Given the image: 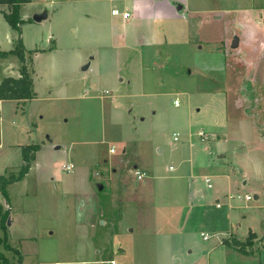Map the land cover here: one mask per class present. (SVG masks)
I'll return each mask as SVG.
<instances>
[{
    "label": "rangeland",
    "instance_id": "374dc122",
    "mask_svg": "<svg viewBox=\"0 0 264 264\" xmlns=\"http://www.w3.org/2000/svg\"><path fill=\"white\" fill-rule=\"evenodd\" d=\"M146 1L143 20L125 27L110 7L132 12L133 0L20 8L38 96L0 105V176L17 177L22 151L38 146L3 196L19 220L14 232L33 234L27 264H123L122 245L129 263L172 253L175 264H207L219 240L235 238L247 252L215 247L212 263L264 264V0ZM156 17L165 21L148 20ZM16 37L0 16V49L12 50ZM89 57L92 70L81 73ZM20 66L0 58V82Z\"/></svg>",
    "mask_w": 264,
    "mask_h": 264
},
{
    "label": "trees",
    "instance_id": "16d2710c",
    "mask_svg": "<svg viewBox=\"0 0 264 264\" xmlns=\"http://www.w3.org/2000/svg\"><path fill=\"white\" fill-rule=\"evenodd\" d=\"M31 0H0V8H5V10L0 9V14L2 15L4 21L8 24L11 30L17 33V37L14 41V46L12 50L0 51V58H6L10 55L15 56L21 63L19 68V77H7L0 82V101H16L18 104H24L26 101H30L35 98L36 94L33 90V80L31 78V72L28 71L27 62V51L23 45L21 26L26 23V21L20 18V8L21 6L30 3ZM29 57H32L34 52H30ZM32 62V60H31ZM37 150V145L28 146L26 150L22 151V157L25 164L21 167L17 177L10 176L5 178L0 176V193L5 198L7 197L5 187L8 183L19 181L26 174L29 168V155L28 151ZM8 217L7 211H2V206L0 205V227L3 228ZM6 234L3 237L0 236V246H3L5 250H10L6 243ZM223 244L228 245V240L224 239ZM240 252L246 253L244 245L234 241L232 243ZM22 258L19 256L16 263H10L8 259L0 252V264H21Z\"/></svg>",
    "mask_w": 264,
    "mask_h": 264
},
{
    "label": "crops",
    "instance_id": "0c3cea01",
    "mask_svg": "<svg viewBox=\"0 0 264 264\" xmlns=\"http://www.w3.org/2000/svg\"><path fill=\"white\" fill-rule=\"evenodd\" d=\"M125 2V1H124ZM142 3H147V4H149L148 3V1H143V0H133V2H132V5H131V11L132 12H130L129 10H128V8L127 7H124L122 10H126V11H128L129 13H130V15H131V17H130V19L133 21V22H141L142 20H143V18H141V17H139V13L141 12V10L143 11V9L144 8H149L148 7V5H146L145 6V4H142ZM96 6H97V4H96ZM145 6V7H144ZM183 6V5H182ZM113 7H116V6H111L110 7V10L113 8ZM138 8L140 9V11L138 10ZM0 9H3V10H5V8H0ZM172 9V8H171ZM182 9V8H181ZM21 11V10H20ZM174 13H175V15H174V18H177V17H180L179 15H178V11H177V9H175L174 10ZM0 16H2L1 14H0ZM110 16H111V14H110ZM112 17V16H111ZM3 18V17H2ZM112 18H114V17H112ZM21 19L22 20H27L26 18H23L22 16H21ZM116 19V20H115ZM112 22L113 23H116L117 21H119L120 19L119 18H115ZM129 19V20H130ZM144 19H146V18H144ZM129 20H127V21H129ZM149 21L151 20H153L154 22H156V21H158V22H160L161 21V23L163 22V21H165L164 19H162V18H153V19H148ZM156 20V21H155ZM127 21H122V20H120V24H121V26L122 27H125L127 24H128V22ZM21 31H22V26H21ZM22 35H23V45H24V47H25V50L27 51V49H26V46H25V44H24V34H23V31H22ZM141 43H144L143 41H140ZM150 44H152V43H148L147 45H150ZM55 48V47H54ZM52 50V49H51ZM0 51H3V50H1L0 49ZM33 52H34V54H36L34 57H35V59H37L41 54H39V53H37V49H35V50H33ZM33 59V58H32ZM33 61V60H32ZM93 63H94V59H93V57H89V58H85V59H83V61L82 62H80V66H79V68H80V72L81 73H86V72H88V71H91L92 70V67H93ZM84 67H86V69L84 70L83 68ZM17 70V69H16ZM34 69H32V72H31V78H32V80H33V90H34V92H35V94H36V96H35V98L34 99H36V97L38 96V92H37V89H36V80H35V77H34ZM19 77V71L17 72V75H16V77L15 78H18ZM78 79H81V78H79L78 77ZM87 92V91H86ZM81 97H84L85 96V94H81L80 95ZM86 97V96H85ZM34 99H32V100H34ZM31 100V101H32ZM5 102H7V101H0V105H4V103ZM9 102H14V103H16L17 104V102L16 101H9ZM19 105V104H18ZM177 106V105H176ZM34 132H35V130H34ZM200 141V140H199ZM202 143V142H201ZM43 147H45L44 145H43ZM41 148V147H40ZM41 149H39L38 151H40ZM110 153V152H109ZM111 154V153H110ZM67 166V165H66ZM134 168H136V166H134ZM0 197L1 198H3V203H1L0 202V205L2 206V211L4 212V211H7L8 212V217H9V222H8V224L6 225V228H5V231L3 230V232H2V236L4 235V233L7 235V245L9 246V248H10V250H4L3 251V254L7 257V255H6V253H8V252H10V251H12V252H14V253H16L18 256H20L21 258H22V261H21V264H27V260H28V258L30 257V256H32L31 255V253L33 252L34 253V250H35V248H28V247H26V245H27V242H29V240L30 239H32V236H33V234L32 233H30L29 232V229L27 230V228L24 230L25 231V233H23V234H18V232H14V230H17V229H19V220H18V218L17 217H15L14 216V214H12V215H10L9 214V211H10V208H8V201H6L5 200V198L3 197V195H1L0 194ZM5 202V203H4ZM146 209V208H145ZM103 212H105V210H102L101 209V212L100 213H103ZM130 212H132V211H130ZM11 213V212H10ZM106 213H107V210H106ZM101 223H104L105 224V221H103V222H101ZM83 225H87V226H89V227H92V223L91 222H87V223H85V224H83ZM120 226V225H119ZM142 227H140V229H138V227L137 228H133L132 229V227H130L129 228V232H133V230H144V231H146V230H148V231H150L151 232V230H150V225L149 226H147V227H145L144 229H141ZM121 229V228H120ZM119 229V230H120ZM123 229V228H122ZM21 230V229H20ZM124 231V230H123ZM127 231V230H126ZM49 234H51V233H49ZM233 237V236H232ZM235 238V237H234ZM224 239H222V240H219L218 242H217V244H215V247H216V249H218V247L220 248V247H226V249H227V251H230V250H232V251H236L237 250V248L235 247V246H233V242L234 241H237L236 240V238L235 239H232V240H228V245H225V244H223L222 243V241H223ZM242 242V241H241ZM23 246H24V250H23ZM121 246V245H120ZM215 247L214 248H211L210 249V251L211 252H209L208 254H207V264H214V263H212V261H211V258H210V255L215 251L214 249H215ZM219 250V249H218ZM246 250V252H247V248L245 249ZM2 251V250H1ZM120 251H121V253H122V255H123V264H135V263H129L130 262V257H129V255L128 254H126V250L123 248V245H122V248L120 249ZM262 251H264V243H263V249H262ZM37 253V252H36ZM36 253H34L33 255H35ZM100 253V252H99ZM260 255V257L259 258H261V254H259ZM158 256H159V258H158V260H156L155 262H156V264H175V263H172V260H174V254H172V253H170V254H168V255H166V256H161L160 255V253H158ZM203 258L202 257H199L197 260H196V262L197 261H199V262H201V260H202ZM110 261H113V260H110ZM90 263H94V264H97L98 262L97 261H89ZM34 264H87L86 263V261H81V262H70V261H49V260H45V261H41V260H36L35 261V263ZM186 264H188L187 262H186ZM216 264V263H215ZM217 264H227V263H221L220 261L219 262H217ZM259 264H262V260H259Z\"/></svg>",
    "mask_w": 264,
    "mask_h": 264
},
{
    "label": "built area",
    "instance_id": "2783aa9c",
    "mask_svg": "<svg viewBox=\"0 0 264 264\" xmlns=\"http://www.w3.org/2000/svg\"><path fill=\"white\" fill-rule=\"evenodd\" d=\"M110 14H111L112 17L119 18L122 21H127L131 17V15H130V13L128 11L120 10L117 7H113L110 10ZM177 104H178L177 101H174V105L176 106ZM197 135H198L199 138H204L205 137L204 133L202 131H198ZM173 141H177V136H174ZM109 152L110 153H114V149L113 148L109 149ZM63 168L65 169V172H70L72 170V166L71 165L64 166ZM135 177H136V179L141 181V180H144L147 176L145 175L144 172H140L139 170H136L135 171ZM205 182L207 183V188L210 189L211 185H210L209 179H206ZM244 200L245 201H250V200H252V197L251 196H245ZM201 237L205 241L209 239V236H207V235H201ZM109 264H115V263H114V261H110Z\"/></svg>",
    "mask_w": 264,
    "mask_h": 264
},
{
    "label": "water",
    "instance_id": "95a60500",
    "mask_svg": "<svg viewBox=\"0 0 264 264\" xmlns=\"http://www.w3.org/2000/svg\"><path fill=\"white\" fill-rule=\"evenodd\" d=\"M182 6L181 5H178L177 4V10H181ZM45 14L44 15H36L34 16V21L35 22H39L41 19L45 18ZM238 46V40L237 39H234V41L232 42V45L231 47L232 48H236ZM84 70L86 69V67L83 68ZM98 189L101 190L102 189V186L99 185L98 186ZM254 199L257 200L258 199V196H254Z\"/></svg>",
    "mask_w": 264,
    "mask_h": 264
}]
</instances>
